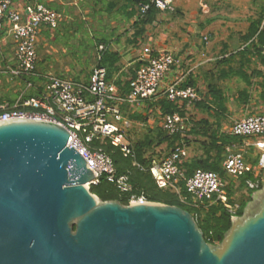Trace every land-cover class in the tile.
I'll list each match as a JSON object with an SVG mask.
<instances>
[{
  "label": "water",
  "instance_id": "1",
  "mask_svg": "<svg viewBox=\"0 0 264 264\" xmlns=\"http://www.w3.org/2000/svg\"><path fill=\"white\" fill-rule=\"evenodd\" d=\"M62 125L0 122V264H264V186L221 242L176 205L101 200Z\"/></svg>",
  "mask_w": 264,
  "mask_h": 264
},
{
  "label": "built area",
  "instance_id": "2",
  "mask_svg": "<svg viewBox=\"0 0 264 264\" xmlns=\"http://www.w3.org/2000/svg\"><path fill=\"white\" fill-rule=\"evenodd\" d=\"M152 8L160 13H170L175 9L174 0H141L136 8V16L143 17ZM62 18V13L42 3L26 7L23 14V11L12 5L11 0H0V47L2 35L6 31L15 42L17 64L12 73L24 80L22 90L13 103H0V122L32 118L62 125L69 133L68 147H73L94 173L93 179L87 183L89 188L98 184L101 176H105L120 192L131 193L129 171L117 173L111 156L102 147H92L91 144L95 140L109 141L119 147L124 156H132L127 134L131 121L124 115L125 104L144 107L147 102L165 98L188 112L196 109L199 92L192 85H183V73L176 74L177 68H182L183 59L167 49L144 45L138 58L139 66L130 78V92L126 96L121 95L117 85L108 80L106 67L100 63L107 50L104 44L97 46V63L92 68L87 83L49 76L43 89L39 90L32 80L36 78L37 34L41 26L56 29ZM261 29L264 32V21ZM262 50L264 51V43ZM30 89L39 92L26 96ZM160 127L169 135L179 134L185 137L190 127L188 116L179 112L164 113ZM224 132L230 136L254 138L227 144L222 167L230 178L251 173L254 179L246 180V184L250 189L258 190L264 183V106L236 119ZM249 146H254L260 152L257 164H253L246 156ZM186 156L187 149L182 144L165 157L153 158L148 167L141 166L136 161L133 165L149 171L160 189L178 191L179 181L183 180L193 206L205 207V200L210 203L218 201L234 213L237 205L229 201L232 196L226 188L224 178L217 172L202 168L195 169L186 177L180 166L181 159ZM181 200L184 201L185 198L181 197ZM147 201L143 193L131 194L129 198V203Z\"/></svg>",
  "mask_w": 264,
  "mask_h": 264
},
{
  "label": "crops",
  "instance_id": "3",
  "mask_svg": "<svg viewBox=\"0 0 264 264\" xmlns=\"http://www.w3.org/2000/svg\"><path fill=\"white\" fill-rule=\"evenodd\" d=\"M11 1L15 8L23 11V14L26 11V7L42 3L63 15L56 29L41 26L37 34L35 83L39 90L43 89L49 76L86 81L92 68L97 63L96 53H98L97 46L99 44H104L107 47L106 51L118 55L116 72L109 79L115 85H117V81L125 82L135 74L139 66L138 58L142 47L150 45L156 49H167L176 57L183 59L182 68H177V73H175H183L185 80L191 75L195 82L194 86L198 88L201 81L203 84L205 83V80L195 73L199 67L208 70V73L204 76H212L213 68H216L220 74L224 70L228 71L231 66L240 64L238 60L223 59H227V57L234 54L236 46L241 43V35L246 32L249 26H247L246 30H232L229 28L231 26V24L229 25V20L235 19L222 16L218 13L205 16V13L209 11L230 6L228 0H174V11L160 13L156 20L147 24L144 32L139 35L137 34L136 26L137 9L135 14L130 13L131 8H126L128 4L127 0ZM262 5H264V2L259 6L257 12L261 9ZM247 19L250 23L251 17ZM216 24L225 26L226 30L221 32L222 28L216 27ZM215 36L216 41H218L219 50L211 47L209 44L210 38ZM82 53H88L89 56L88 66L85 70L81 64V61H83ZM260 55L252 53L250 55L252 62L249 66H245L248 72L253 75L252 84L248 86L243 81L244 85L241 87V89L248 90V96L241 99L238 92L233 96L235 98L234 104L243 109H248L247 114L264 105V93L262 95L260 92L258 97H254L251 94L253 87L254 89L259 87V78L253 71L264 69V62L261 61ZM200 56H203L204 59L199 62L192 61L195 57L199 58ZM16 64L15 42L4 31L0 47L1 102L8 101V98H15L24 85V80L12 73ZM117 87L119 88L118 85ZM202 92L205 95L207 91L204 89ZM162 99L154 101L156 102L154 107H160ZM225 106L227 110L225 113L226 118H224L225 115L220 117L221 122L228 120L231 112L229 111L230 108L227 102ZM149 107L150 105L134 107L125 104L123 106L124 115L131 121V125L135 124L138 119H132L130 114L136 112L147 116L146 121H148L151 116L145 115L147 114L145 111ZM193 111L197 112L199 110L196 108ZM211 112L214 114L215 111ZM207 115L210 117V114ZM238 118L240 117L236 119ZM226 127L228 125L225 127H223V124L220 125V129L223 132Z\"/></svg>",
  "mask_w": 264,
  "mask_h": 264
},
{
  "label": "trees",
  "instance_id": "4",
  "mask_svg": "<svg viewBox=\"0 0 264 264\" xmlns=\"http://www.w3.org/2000/svg\"><path fill=\"white\" fill-rule=\"evenodd\" d=\"M127 2L128 4L126 8L130 7V13L135 14L136 8L141 0H127ZM159 14L160 12L158 10L152 8L143 17H137V34L139 35L143 33L145 26L155 21ZM263 21L264 5H262L261 9L257 12V16L250 19L249 26L246 32L241 35V43L239 46H236L234 54L227 57V59H223L232 61L238 60L240 64L231 66L228 71H222L219 74L221 78L228 79L236 76L246 82L248 86L252 84L253 75L248 72L245 66H249L252 62L250 58L252 53H258V55L261 54L260 59L264 62V51L262 50L264 32L261 29ZM117 61L118 55L116 53H110L108 51L104 52L100 63L106 67L108 80L112 78L116 72ZM253 73L258 78H261L258 83L262 88L261 94L263 95L264 69L253 71ZM192 78L193 77L189 75L183 85L194 86L195 82ZM117 85L119 86V92L121 95L126 96L130 92V79L125 82L119 80L117 81ZM197 90L200 98L195 103L196 108L202 112H209L212 108L211 104H213L216 108V111L214 112L216 119H194L193 117H188L190 127L185 137H181L179 134L169 135L160 127H155L154 129L149 128L142 139L131 142V148L133 151L132 156H124L119 147L112 145L109 141L100 142L95 140L91 146H100L108 155L111 156L117 173L129 171L132 191L131 193L120 192L113 185V183L106 180L105 176L100 177V182L98 184L91 185L90 191L101 200H117L124 205L129 203L131 194L139 195L143 193L148 201L179 206L182 209L189 211L194 216L196 223L202 230L206 241L212 244H217L221 242L224 233L230 227L232 215H242L247 204V200L242 201L237 205L233 198H231L229 200L231 204L237 205L234 213L230 212L229 209L218 201L210 203V201L205 200V207H196L190 204V195L186 191L183 180L179 181L178 191L170 188L160 189L156 186L149 171L133 165V162L136 161L141 166L148 167L151 160L155 158L152 150L154 147L160 146L163 143H166V153L165 155H162L164 157L168 155L176 146L183 144L187 149V156L181 159L180 166L183 168L184 175L186 177L190 176L197 168L217 172L224 179L227 177L222 167V161L225 156V146L234 141L237 137L230 136L220 129V117H223L227 111L224 92L216 83H210L207 86V92L205 95L201 93L200 89L197 88ZM38 92V90L30 89V96L36 95ZM238 94L239 97L243 99L248 96V90L240 89ZM15 99L16 97L8 98V102L13 103ZM160 106L165 113L179 112L181 115H186L187 113L186 109L179 108L177 104L165 98L160 101ZM130 117L143 122L147 119V116L137 112L130 114ZM224 118H226V115ZM202 137L204 139L201 140ZM191 142L199 143L201 153L194 155L188 154V146ZM239 178L242 180V185L246 186L248 196H251L255 189H250L246 184V180L254 179L253 175L251 173H245ZM229 185L231 188L229 193L232 195L234 184L231 182ZM261 186L262 184L260 187ZM181 197H184L185 200L182 201Z\"/></svg>",
  "mask_w": 264,
  "mask_h": 264
},
{
  "label": "rangeland",
  "instance_id": "5",
  "mask_svg": "<svg viewBox=\"0 0 264 264\" xmlns=\"http://www.w3.org/2000/svg\"><path fill=\"white\" fill-rule=\"evenodd\" d=\"M228 1L230 2L229 3L230 6L223 7L221 9H216L214 11H209V12L205 13V16H207L209 14H215V13L217 14L218 13L222 16L235 19L232 21H230L231 19L229 20V22H230L229 25L231 24V26H229V28L232 30H234V29L246 30L247 26L249 25L247 18L248 17L249 18L250 17L251 18L256 17L257 16V9L264 2V0H228ZM216 27H221L222 28L221 32H224L226 30L225 26H220L219 24H216ZM215 38H216V36L210 38L209 44L211 47H215L217 50H219L218 49L219 46L217 44L218 41H216ZM82 55H83V61H81V64L85 70L88 66L89 56H88V53H82ZM202 59H204V57L200 56L199 58L195 57L192 61L193 62H199ZM195 73L199 74V76L202 77L201 79L205 80L204 84L201 81L198 85V89H200L201 93H203L202 91H204V89H205V91H207L206 87L210 83H216L218 85V87H221V89L223 90L226 102L229 104V106H228L230 108L229 111H231L230 115L228 117V120H224V121L222 120L223 122H221V124H223V127H225L227 125L230 126L234 119H236L237 117H242V116L247 114L248 109H243L241 107L236 106L234 104L235 98H233V96H235L237 94V92L241 89V87L244 85L243 80H241L240 78H238L236 76H234L232 78H228V79H224V78L222 79L220 77L218 71L216 70V68H213L212 76H208V75L204 76L205 74L208 73V70L203 69L202 67L201 68L199 67ZM260 79L261 78H259V80ZM32 80L35 81L34 78H32ZM88 80H89V77L85 82L87 83ZM254 86H255V84H254ZM258 86L259 87H256V89H254V87L252 88L251 94L254 97H258V95L262 91V88L260 87V85H258ZM30 94H31L30 90H28L26 93V96H30ZM155 104H156V102H147V104H146L147 106L150 105V107L148 108L149 110L146 109V111H145V112H147V114H145V115L151 116L150 120H148L146 122L137 120L136 123L133 125H131V123H130V125L128 127L129 130L127 133L130 142H135L137 140L142 139L144 137V135L147 133V130L149 128L154 129L155 127H160L159 123L161 122V118L165 112L161 106L160 107H154ZM263 106L264 105H262V107ZM211 107H212L211 111H216L215 110L216 108L213 104H211ZM262 107H259L258 109L260 110ZM155 108H156V110H155ZM257 110L252 111V112L254 113ZM211 111L207 112V113L206 112L203 113L202 111H197V112L188 111L186 113V115L188 117H193L194 119H200V118L208 117V119L214 120V119H216V117L214 114H212ZM207 114H210V117ZM211 114H212V116H211ZM202 139H204V138L202 137L201 140ZM242 140H254V138H252V137H237L234 140V142H238V141L240 142ZM152 151H153L154 157L156 159L164 157L162 155H165V153H166V143H163L160 146L154 147V149ZM188 153H189V155L201 153L199 143L191 142L190 145L188 146ZM246 156H247L248 160H250L253 164H257V162L260 158V152L254 146H249L246 150ZM224 180L226 182V188L228 191L231 189L229 184L231 182H233L234 188H233V194L231 196H232L233 200L237 203V205L242 201L247 200V203H249L251 201L252 195L248 196L247 188H246V186L242 185L243 184L242 180L239 177H235V178L226 177ZM263 186H264V183L261 187H263Z\"/></svg>",
  "mask_w": 264,
  "mask_h": 264
}]
</instances>
